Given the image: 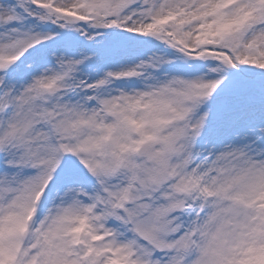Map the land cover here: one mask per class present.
I'll list each match as a JSON object with an SVG mask.
<instances>
[{
	"label": "snow or ice",
	"instance_id": "6c2138e0",
	"mask_svg": "<svg viewBox=\"0 0 264 264\" xmlns=\"http://www.w3.org/2000/svg\"><path fill=\"white\" fill-rule=\"evenodd\" d=\"M0 264H264V0H0Z\"/></svg>",
	"mask_w": 264,
	"mask_h": 264
}]
</instances>
